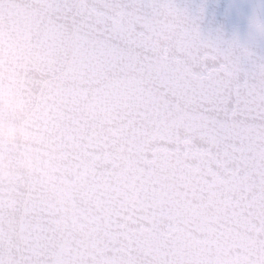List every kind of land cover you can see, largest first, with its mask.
<instances>
[{
	"label": "snow or ice",
	"instance_id": "snow-or-ice-1",
	"mask_svg": "<svg viewBox=\"0 0 264 264\" xmlns=\"http://www.w3.org/2000/svg\"><path fill=\"white\" fill-rule=\"evenodd\" d=\"M2 93L32 139L0 140V264H264V57L238 40L174 0H0Z\"/></svg>",
	"mask_w": 264,
	"mask_h": 264
},
{
	"label": "water",
	"instance_id": "water-1",
	"mask_svg": "<svg viewBox=\"0 0 264 264\" xmlns=\"http://www.w3.org/2000/svg\"><path fill=\"white\" fill-rule=\"evenodd\" d=\"M198 17L201 33L236 39L254 55L264 57V35L255 31L253 21H264V0H174Z\"/></svg>",
	"mask_w": 264,
	"mask_h": 264
},
{
	"label": "clouds",
	"instance_id": "clouds-1",
	"mask_svg": "<svg viewBox=\"0 0 264 264\" xmlns=\"http://www.w3.org/2000/svg\"><path fill=\"white\" fill-rule=\"evenodd\" d=\"M0 110L9 114L12 119H0V140L14 145L17 141L29 144L31 134L26 126V106L19 98L8 93L0 94ZM25 167H31L32 162L26 157L22 158Z\"/></svg>",
	"mask_w": 264,
	"mask_h": 264
}]
</instances>
